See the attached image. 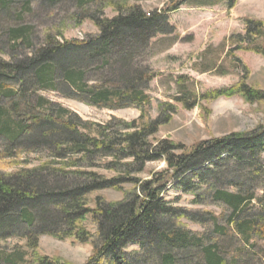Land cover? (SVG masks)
Listing matches in <instances>:
<instances>
[{"label": "trees", "instance_id": "obj_1", "mask_svg": "<svg viewBox=\"0 0 264 264\" xmlns=\"http://www.w3.org/2000/svg\"><path fill=\"white\" fill-rule=\"evenodd\" d=\"M21 1L30 13L33 4L45 10L62 0ZM103 1L69 0L77 24L89 20L98 30L80 40L46 32L36 43L28 27L3 32L10 46L8 59L0 50V264H70L41 255V236L89 246L84 264H264V125L185 146L155 138L176 113L174 105L158 102L159 114L150 118L147 91L154 76L138 59L153 38L171 34L167 14L177 5L206 0H168L150 12L138 5L148 0H108L112 19L103 16ZM15 2L0 0L1 32L2 20L23 18ZM236 2L229 0L228 9ZM245 24L246 38L260 43L237 50L264 56V23ZM232 62L240 60L233 56ZM177 87L174 103L197 107L204 121L210 114L199 105L204 101L239 96L264 107V91L245 78L201 97L183 83ZM39 91L98 109L136 108L139 117L83 121L37 97ZM162 106L168 116L161 115ZM158 162L164 167L140 177ZM103 190L123 198L94 196L90 207L89 197ZM169 190L180 196L166 201ZM182 196L221 212L179 207ZM12 239L21 246L10 247ZM131 246L137 251L127 252Z\"/></svg>", "mask_w": 264, "mask_h": 264}, {"label": "rangeland", "instance_id": "obj_2", "mask_svg": "<svg viewBox=\"0 0 264 264\" xmlns=\"http://www.w3.org/2000/svg\"><path fill=\"white\" fill-rule=\"evenodd\" d=\"M168 0H148L138 5L145 12L154 9L162 10ZM229 0H206L197 5L186 3L177 5L175 11L167 14L168 23L172 28L169 35H158L153 38L146 51L138 59L142 67H148L153 73V81L149 85L148 96L151 99L150 118L158 116V102L170 103L176 107V113L169 115L162 106V116H170L168 124L162 126L157 140L168 139L175 143L191 146L198 141L211 138H222L231 133L249 132L259 125H264V107L246 103L241 97L219 98L211 102H201L199 105L207 108L210 114L204 121V116L196 107L185 110L173 101L178 96L179 83L193 89L198 97L206 93L225 90L235 86L242 78L248 86L264 91V56L242 51L250 43L253 47L260 41L246 38L245 20H257L264 23V0H237L233 9H228ZM24 1L16 0L14 7L23 14L22 19H4L1 21L0 50L4 59H8L9 46L2 37L5 28H25L33 33V41L38 42L46 32L63 34L65 40L83 39L88 35L98 34L97 28L89 21L78 25L75 5L69 0H62L55 6L40 9L33 4L31 12L24 9ZM108 0L101 3L103 16L112 19L116 13L107 6ZM237 48H240L237 50ZM233 56L240 63H233ZM36 96L53 104H57L77 115L83 121L105 124L111 117L124 121H133L139 117L136 108L120 110L98 109L84 103L63 98L52 91H39ZM200 102V101H199ZM27 156L22 155L21 159ZM36 160V157H31ZM163 163L148 164L140 177L146 178L151 171H158ZM106 177L112 174L101 172ZM130 190V186L124 187ZM94 196H101L108 202H117L123 198L122 192L103 190L89 197V205L93 206ZM179 192L169 190L163 198L171 201ZM177 204L187 210H204L219 216L221 210L212 206H194L190 204L192 197L182 196ZM188 229L200 232V228L186 221ZM10 247H20L18 240L8 241ZM39 253L46 257L58 256L70 264H84L90 255L91 248L78 245L72 241H59L49 236L39 239ZM131 246L127 252L137 251Z\"/></svg>", "mask_w": 264, "mask_h": 264}]
</instances>
